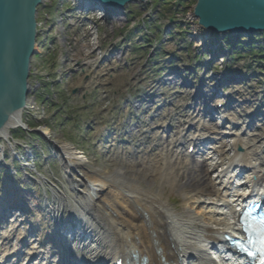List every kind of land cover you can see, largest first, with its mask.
<instances>
[{"label":"rangeland","instance_id":"rangeland-1","mask_svg":"<svg viewBox=\"0 0 264 264\" xmlns=\"http://www.w3.org/2000/svg\"><path fill=\"white\" fill-rule=\"evenodd\" d=\"M145 4L128 5L123 15L117 19L106 17L104 22L96 13L84 15L75 10L69 0L42 1L36 15L39 54L32 58L30 65L33 69L31 85L35 89L37 87L34 96L40 98L39 107L42 109L34 126L47 128L51 139L58 144L72 145L82 151L95 168L110 171L123 165L128 171L129 160L123 162V158H133L135 151L146 153V139L165 136L161 135L159 127L171 130L177 126L178 117L173 116L167 121L162 119L172 106L193 108L195 93L205 94L210 86L215 88L216 83H223L224 79L238 78L239 82L224 84L219 90L223 92L221 97L207 103V107L216 112L212 120L203 118L201 114L193 119L194 124L201 122L227 133L223 139L227 146L226 158L236 159V154L241 155L243 151L239 147L231 149L236 140L231 134L249 141L264 133V33L253 37L228 34L227 37H208L192 16L194 0H186L183 12L176 14L174 20L169 19L172 15L164 12L163 16L157 17L159 9L154 12L143 7ZM239 43L243 46L241 49L236 48ZM249 43L257 50L246 49ZM87 47H90L91 54L82 57V51ZM213 51L220 52V55L212 57ZM255 51L262 54L253 53ZM60 56L63 62H70L69 66L73 69L66 76H62V72L55 74V63ZM78 62H85L86 65L75 69ZM168 72L178 78L173 85L163 83ZM36 76L37 79H34ZM184 82L189 86L181 87ZM228 100L231 110L216 109L217 104L225 105ZM197 109L202 110L199 105ZM221 115H226L228 122L222 123ZM28 117L24 112L22 123L32 122ZM9 133L22 145L27 143L31 147L37 171L48 184L63 185L64 172L48 151V144L37 135L31 133L29 136L19 132V129ZM213 145L216 144L206 143L201 150L205 151L206 147ZM206 154L210 179L222 180L229 185L228 193L220 200L235 207L230 200L235 201L236 198L230 196L249 191L252 186L249 179L242 172L238 178L233 177V170L227 168L226 162H218L210 151ZM0 166H3V160H0ZM255 168L253 171L247 167L246 171L254 177L256 174L264 175V168L258 169V163H255ZM4 187L6 189L7 185ZM18 188L36 193L34 198L39 202L38 207H42L44 199L50 197L48 185L40 189L22 184ZM7 191L0 196L16 195L15 190ZM180 195L171 191L164 192L163 197L169 198L168 209L183 236L189 238L187 243L206 246L197 239L198 227L204 224L214 227L222 222L221 219L208 215L204 207L188 209L182 204ZM173 202L178 212H173ZM216 204L219 207L221 202ZM32 212L25 215L27 222L39 218ZM41 218L43 220L38 227L44 230L41 234L44 238L48 233L45 225L49 222L43 215ZM189 223L194 226L189 227ZM228 223L231 226L230 220ZM204 258L210 264H224L222 256L208 250Z\"/></svg>","mask_w":264,"mask_h":264},{"label":"bare ground","instance_id":"bare-ground-1","mask_svg":"<svg viewBox=\"0 0 264 264\" xmlns=\"http://www.w3.org/2000/svg\"><path fill=\"white\" fill-rule=\"evenodd\" d=\"M74 2L77 3V0ZM96 12L99 13L100 11L96 10L94 13ZM118 14L119 12L115 14L103 13L104 17H101L100 21L106 22V15L117 19L121 16ZM199 29L208 37L212 35V37L220 38V35L210 34L205 29ZM37 40L38 36L36 35V45L34 44L36 55H38ZM95 40L97 41V32L95 33ZM96 45L98 44L96 43ZM89 48L87 47V50L82 51V57L91 54ZM96 49L98 50V47ZM81 65H86V63ZM222 80L223 77L220 81ZM26 99V106L21 114L25 112L30 120L40 116L38 113L41 114L42 109L39 107L40 105L35 104L34 97L30 96ZM196 101L201 104L202 100L197 98ZM199 114L200 109H182L179 105L172 106L162 119L167 121L173 116L178 117L177 126L173 127L172 131L168 127H159V130H162L161 135L165 136H161L160 139L153 137L146 139L147 146L144 147L146 153L135 151L133 158H123V162L129 160L128 171L123 165L112 168L110 171L95 168L86 157L81 156L69 145H61L53 141L49 137L48 130L41 128L39 132L43 137L40 139L48 144V151L54 153L52 156H56L53 158L57 159L61 165L65 177L63 185H54L48 184L40 174H37L36 181L42 187L48 185L54 203L52 205L48 203L47 208L38 207L35 212L40 216L43 215L44 218H50L49 215L52 216L55 223H64V219L59 220L63 215L69 214V219L80 223L84 234H82V230H79L78 233H71V238H74L73 243L79 245L74 254L61 252V249H58L49 256L45 250L41 251L40 248L43 247L41 243L40 247L34 245L38 242L34 239L33 247L27 252L25 258L17 264H116L119 260L122 264H210V261L204 258L207 250L216 255L224 253L227 244L223 241V236L236 234L237 226L234 225V222L237 218V208L245 200L254 197L252 195L253 190L242 192L240 195L233 193L230 198H236V200L231 199L230 202L235 203V207L221 201L220 197L228 193L229 185L222 180L210 179L208 174L210 167L207 165L208 155L199 154L201 153L199 150L200 142L205 140L206 142L211 141L210 145L216 144L208 147V151L218 158V162H226L227 168H232L233 177L236 178L237 172L238 174L244 173L246 179H249V183L253 188H256L255 200L261 199L260 195L264 200V175L256 174L254 177L251 176L252 173L249 175L246 171L247 167L253 171L257 169L255 163H258V169L263 170L264 168V133L249 141L231 134V137L236 139L231 149L235 150L239 147L243 153L241 155L236 154V159H227V146L223 139L228 134L224 131L214 130L211 126L201 122L194 124L193 119ZM20 125L23 126L22 121ZM160 126L164 127L163 125ZM263 126L264 124H262ZM16 127V123H9L0 132V141L8 138L11 135L10 130H14ZM15 146H11L13 155L18 156L24 151V155L31 159V151L25 150L26 148H23V151H18L19 148L13 150ZM2 154L3 149L0 148V158ZM237 157L239 158L237 159ZM12 159L11 157L10 160ZM7 162H5L6 167L11 169L10 161ZM29 169L36 173L33 167H29ZM4 171L7 172L5 169ZM14 182L15 179L10 177V174H4L0 166V193L10 189ZM15 184L17 183L15 182ZM5 185H7L6 189ZM171 191L181 194V202L188 209L204 207L208 215L211 214L221 219L222 222L214 225V227L208 224L198 227L200 237L198 233L197 239L202 240L206 246L201 244L197 247L187 243L186 240L189 238L183 236L168 209L169 198L164 199L163 197L164 192ZM20 197L23 199L30 198L32 203L36 204V197L34 198L33 194L30 197L18 195L0 199V205L3 201L19 199ZM218 202H221L219 206L221 208L216 206ZM174 205L173 202V212H178ZM228 220L231 221V226ZM8 222L13 221L10 219ZM188 226L194 225L189 223ZM11 233L9 232L7 237L5 235L2 237L6 239ZM13 233L15 232L13 231ZM23 233L18 234L16 239L18 240ZM80 233L85 235L81 240L77 235ZM187 235L192 236L190 233ZM86 238L88 243L85 241ZM27 242L29 244L28 240ZM8 255V253H3L0 257L5 259ZM65 259L69 260L65 261ZM221 261L224 264L227 262L223 258Z\"/></svg>","mask_w":264,"mask_h":264},{"label":"water","instance_id":"water-1","mask_svg":"<svg viewBox=\"0 0 264 264\" xmlns=\"http://www.w3.org/2000/svg\"><path fill=\"white\" fill-rule=\"evenodd\" d=\"M147 1L150 0H77V5L89 12L123 15L126 6ZM194 1L192 16L210 34L253 37L264 33V0ZM41 6V0H0V132L9 123L22 127L21 111L29 94L30 64L36 55V13ZM31 133L43 137L37 131ZM8 202L9 199L0 208V220L15 211Z\"/></svg>","mask_w":264,"mask_h":264},{"label":"trees","instance_id":"trees-1","mask_svg":"<svg viewBox=\"0 0 264 264\" xmlns=\"http://www.w3.org/2000/svg\"><path fill=\"white\" fill-rule=\"evenodd\" d=\"M184 3H185V1H179V0H150L143 7L149 8L154 12L158 11V9H159V13L157 14V17L159 15L163 16L164 15L163 12L169 13L170 15H172L169 17V19L174 20V16H176V14L183 12ZM242 47L243 46L240 43L237 44V46H236V48H238V49H241ZM253 48H255V46L253 44H250L249 47L246 49L252 50ZM255 49L257 50V48H255ZM253 53L262 54L260 51H255ZM233 56H234V53H233Z\"/></svg>","mask_w":264,"mask_h":264},{"label":"snow or ice","instance_id":"snow-or-ice-1","mask_svg":"<svg viewBox=\"0 0 264 264\" xmlns=\"http://www.w3.org/2000/svg\"><path fill=\"white\" fill-rule=\"evenodd\" d=\"M262 223H264V221H262Z\"/></svg>","mask_w":264,"mask_h":264}]
</instances>
